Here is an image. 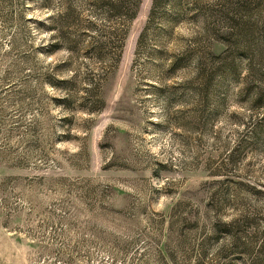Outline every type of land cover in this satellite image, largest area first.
<instances>
[{
	"label": "rangeland",
	"instance_id": "1",
	"mask_svg": "<svg viewBox=\"0 0 264 264\" xmlns=\"http://www.w3.org/2000/svg\"><path fill=\"white\" fill-rule=\"evenodd\" d=\"M129 2L0 0V264H264V9Z\"/></svg>",
	"mask_w": 264,
	"mask_h": 264
},
{
	"label": "trees",
	"instance_id": "2",
	"mask_svg": "<svg viewBox=\"0 0 264 264\" xmlns=\"http://www.w3.org/2000/svg\"><path fill=\"white\" fill-rule=\"evenodd\" d=\"M130 1V0H129ZM133 1V5H134V7L132 8V6H130V2L127 4V6H126V11H125V14H127L128 12H129V15L132 17V16H134L135 15V12H136V5H137V2L139 1V0H132ZM244 2H246V0H244ZM243 2V3H244ZM256 2L260 5V6H262L259 10H263L264 9V0H256ZM131 4V5H132ZM224 6H229V5H227V4H225ZM120 6H118V7H116L115 6V8H116V10H119L118 8H119ZM236 8H238V7H236ZM230 237H231V235H230ZM233 244V243H232Z\"/></svg>",
	"mask_w": 264,
	"mask_h": 264
}]
</instances>
